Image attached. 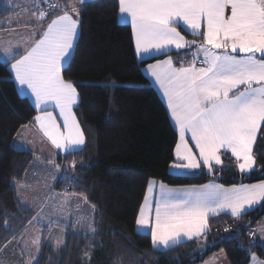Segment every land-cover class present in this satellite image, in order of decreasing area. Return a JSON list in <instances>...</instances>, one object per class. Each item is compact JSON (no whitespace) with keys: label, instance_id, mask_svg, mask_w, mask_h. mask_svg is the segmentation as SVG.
I'll list each match as a JSON object with an SVG mask.
<instances>
[{"label":"trees","instance_id":"1","mask_svg":"<svg viewBox=\"0 0 264 264\" xmlns=\"http://www.w3.org/2000/svg\"><path fill=\"white\" fill-rule=\"evenodd\" d=\"M117 15V0H91L81 10L74 52L64 71L65 79L77 87L74 111L86 139L75 152L49 157L14 145L16 134L36 109L18 92L9 64L0 59V264H28L21 242L32 223L41 244L31 264H197L219 249L229 264H248L252 255L264 260V249L251 240V230L264 216V201L240 218L224 213L210 217L206 242L185 240L170 249H154L150 235L136 229L149 180L170 186L200 185L211 179L224 185L261 180L264 142L258 140L254 147L258 160L250 174H240L230 158L215 175L205 170L170 172L177 131L142 70L144 64L166 55L139 61L131 27L119 22ZM180 31L188 39L196 38ZM17 183L29 186L19 189L18 195ZM73 193L85 194L87 202ZM52 200L63 207L52 210ZM44 203L52 214L66 212L63 221L68 225L33 220ZM58 230L64 243L54 247Z\"/></svg>","mask_w":264,"mask_h":264},{"label":"snow or ice","instance_id":"2","mask_svg":"<svg viewBox=\"0 0 264 264\" xmlns=\"http://www.w3.org/2000/svg\"><path fill=\"white\" fill-rule=\"evenodd\" d=\"M33 3L30 31L20 40L0 39V55L7 59L16 83L34 98L33 123L55 149L72 153L86 139L72 111L79 99L77 87L65 79L64 71L74 52L85 0L66 4L43 0L47 7H41L40 0ZM117 4L119 21L130 24L138 57L167 55L173 48L195 49L188 53L191 59L174 62L169 55L146 69L162 89L179 132L171 167L189 172L203 167L215 175L224 165L222 157L230 153L241 174L255 171L254 147L258 140L264 142V0H117ZM54 12L60 14L49 20ZM181 22L199 42L181 34ZM49 108L59 110L62 123ZM48 163L60 169L51 158ZM75 167L72 161L71 168ZM28 186L17 183L18 195ZM147 193L153 195L144 196L136 225L149 230L154 249H170L185 240L206 242L210 217L228 212L240 218L260 204L264 180L227 188L215 182L172 188L150 180ZM73 195L87 202L85 194ZM68 199L65 194L64 203ZM33 220L41 223L44 217L37 212ZM4 222L7 225V219ZM89 230L95 232L91 224ZM260 230L264 232V227ZM63 243L56 240L57 246ZM31 244L39 251L40 236ZM252 260L264 264L255 255Z\"/></svg>","mask_w":264,"mask_h":264},{"label":"crops","instance_id":"3","mask_svg":"<svg viewBox=\"0 0 264 264\" xmlns=\"http://www.w3.org/2000/svg\"><path fill=\"white\" fill-rule=\"evenodd\" d=\"M54 3L56 2H59L61 4H64L62 0H52ZM91 0H85V3L86 2H89ZM40 6L43 7V4L42 2L40 1ZM23 7L24 9L22 11H17V7L13 6V4L11 2H7L6 5L4 6V8H0V20L4 23L3 26H0V32L2 35V38L4 40H13V41H16V40H20L21 37H23L28 31H30V29L27 27V22L32 19V12L36 10L35 8V5L33 3V0L29 3H24L23 4ZM60 14L59 12H54L52 15H50L48 17V19H52L55 17V15H58ZM13 16V17H11ZM14 16H18L17 18H15ZM117 19H118V15H117ZM11 20V23H8V21ZM119 21V19H118ZM121 22V21H119ZM123 23V22H121ZM130 25V24H129ZM180 28H182L183 30H185L186 32L190 33L188 30H186V27L183 25V23L181 22L180 25L178 26V30H180ZM78 33H79V30H78ZM181 34L183 35V33L181 32ZM185 36V35H184ZM78 37V35H77ZM185 38L187 40H193V39H196L198 42L200 41V38L199 37H196V38H192V39H188L186 36ZM77 39V38H76ZM76 42V41H75ZM133 46H134V42H133ZM23 48V45H21V50ZM195 49H183V50H176V49H171L169 52H173L174 54L170 56L173 58V61H177V60H183L185 58L187 59H191V56L190 52L194 51ZM135 51V49H134ZM168 52V53H169ZM179 52V55L177 54ZM160 54H163V53H153L152 55H144L142 57H138L136 54V57L139 61H143V60H147V59H150L152 57H155V56H158ZM188 54V55H186ZM169 55H166V56H163L162 58H159L157 60H164V59H167ZM0 59L4 62H7V59L3 56V55H0ZM157 60H154L150 63H147V64H144L142 66V70L144 72V74L147 76V78L149 79V83L156 89V91L158 92L159 96L161 97V99L163 100V102L165 103L166 105V108H167V112H168V115H169V118L171 120V123L173 124V126L175 127L176 131H177V142L179 140V132L176 128V125H175V122L172 120L171 118V114L168 110V107H167V100L166 98L164 97L163 95V91L162 89L159 87V85L155 82L154 78L151 77L146 69H147V65L148 64H155ZM67 63V62H66ZM176 66H179V64H177ZM9 68H10V65H9ZM11 71V70H10ZM12 74V73H11ZM12 78L14 80V83L16 85V88L18 90V92L22 95V96H25L27 97L31 103L33 104V106L35 107V104H34V98L31 96L30 93L27 92V90H22L20 88V86L16 83L15 79H14V75L12 74ZM77 105V104H76ZM76 105L73 107L72 111L74 113V116H75V119L78 121L79 123V120L75 114V107ZM36 109V108H35ZM49 111H53L54 115L57 116V119L58 121H60V123H62V120L61 118L59 117V110L58 109H53V108H49ZM37 115V110H36V114ZM34 118V117H33ZM80 125V123H79ZM24 126L26 127H21V129L18 131V133L16 134L15 138H14V145H25V148L29 149L30 151H37V150H43L45 151V146H49V148H51V150L54 152V154H61V153H64L63 151L61 150H58V149H55L51 143L47 140V138L43 135V132L39 129V126L35 125L33 123V119L28 122L27 124H25ZM81 127V125H80ZM82 129V127H81ZM83 131V129H82ZM176 142V143H177ZM189 144L192 145L193 142L190 140L189 138ZM83 146V145H82ZM81 146V147H82ZM193 151H196L195 147L193 146ZM39 152V151H38ZM174 157H175V148H174ZM223 159L225 158H230L233 160L234 164H235V159L232 158L230 156V153L228 154H225L223 157ZM176 160V158H175ZM175 162V161H174ZM172 162L169 166V171L172 172V173H179L178 171H181L180 169H171V165L174 163ZM201 170H205L208 172V170L206 168H201V169H197V170H194V171H185L183 170L184 172H189V173H195V172H198V171H201ZM238 170V169H237ZM239 172V170H238ZM240 173V172H239ZM241 174V173H240ZM243 175H246V174H243ZM152 180V179H151ZM157 182V185L162 182V181H159V180H156V179H153ZM261 180H264V179H261ZM261 180H257V181H254V182H248V183H243V182H238V183H234V184H229V185H224L222 184L224 187H231L232 185H240V184H253V183H258L260 182ZM150 181V180H149ZM148 181V182H149ZM210 182H215V183H218V184H221L220 182H218L217 180L215 179H211L210 181L204 183V184H207V183H210ZM165 184V183H164ZM148 185V184H147ZM167 185V184H166ZM200 185H203V184H200ZM169 187H172V188H180V187H187V186H192V185H187V186H170L168 185ZM196 186H199V185H196ZM149 195L150 197L153 195L152 193H147V187H146V191H145V195ZM144 200V199H143ZM263 202V201H262ZM261 202V203H262ZM143 203V202H142ZM260 204H257L255 205L252 209L258 207L261 205ZM250 210V209H249ZM220 214H223V213H220ZM224 214H228L230 215V213L228 212H224ZM231 216V215H230ZM232 217V216H231ZM234 218V217H233ZM264 227V216L260 219L259 223L254 226V228L251 230V240L257 244H259L263 249H264V232H262L260 229ZM136 229L140 232H144V233H147L150 235V232L149 230L147 229H141L139 228L137 225H136ZM151 238V236H150ZM157 249H164V248H157ZM221 250L222 249H219L217 251H214L212 252L211 254H209L208 256H206L201 262H198L197 264H229V261L227 259V256L225 254V252L223 251V254L221 253ZM253 256V255H252ZM252 256L250 258V261L248 264H253V260H252ZM257 257V256H256ZM258 259H260L259 257H257ZM262 260V259H260Z\"/></svg>","mask_w":264,"mask_h":264},{"label":"rangeland","instance_id":"4","mask_svg":"<svg viewBox=\"0 0 264 264\" xmlns=\"http://www.w3.org/2000/svg\"><path fill=\"white\" fill-rule=\"evenodd\" d=\"M8 1L11 2L13 4V6L17 7V11H22L24 9L23 4L24 3H29L32 0H0V8L1 9L4 8V6L6 5V3ZM11 17H13V16H11ZM14 17L17 18L18 16H14ZM3 25H4V23L0 20V26H3ZM2 35L3 34H1V32H0V39H3L2 38ZM44 146H45V149H46L45 151H43V150H41V151L40 150H37L36 151L35 150V151H32V152L36 153L37 155H45V156H49V157H54L55 154L51 150V148H49V146H46V145H44ZM17 148H21V147L19 145H17ZM218 167H220V166H218ZM171 169H173V168H171ZM178 172L179 173H176V174H188L189 173V172H184L183 170L178 171ZM33 191H34V189H32L30 192H33ZM52 202L55 204V206L53 204H51L52 206H50V208L52 210H54L55 207L56 208L63 207L62 204H61V202H59L58 200H52ZM44 205H45V203L37 211V212H40V215L44 217V220L42 222L49 224L50 221L52 223L55 221V222H58L59 224L60 223H63L62 226H65V227H66V225H68L67 224V221H65V222L63 221L64 220L63 219V216L66 214V212H64L63 210H60L59 213H57L56 211L55 212L53 211L54 214H52V211H49L48 205H47V208H45L46 206H44ZM41 209H42V211H41ZM57 234H56V236L54 238V242H53V244H54L53 246L54 247H57L56 240L58 238L61 239V235H60V234H62L61 233V230H58V233ZM36 235H39L40 236L39 230L37 229V227L35 226V224H33V223L32 224H29L27 226L25 236L23 237L22 242H21V247H22V249L24 250V252L27 255V263L28 264H29V262H32L36 258L37 253H38V251L36 249V246H34V245L31 244V240Z\"/></svg>","mask_w":264,"mask_h":264},{"label":"built area","instance_id":"5","mask_svg":"<svg viewBox=\"0 0 264 264\" xmlns=\"http://www.w3.org/2000/svg\"><path fill=\"white\" fill-rule=\"evenodd\" d=\"M43 4V0H40ZM49 3H54L52 0H49ZM43 7H47V5L43 4ZM197 66H200L199 64Z\"/></svg>","mask_w":264,"mask_h":264}]
</instances>
